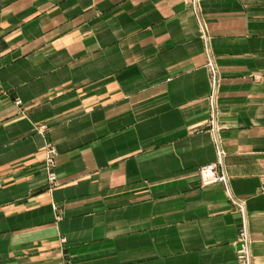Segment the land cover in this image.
Masks as SVG:
<instances>
[{
  "label": "crops",
  "instance_id": "0c3cea01",
  "mask_svg": "<svg viewBox=\"0 0 264 264\" xmlns=\"http://www.w3.org/2000/svg\"><path fill=\"white\" fill-rule=\"evenodd\" d=\"M242 225L264 264V0H0V264H239Z\"/></svg>",
  "mask_w": 264,
  "mask_h": 264
},
{
  "label": "built area",
  "instance_id": "2783aa9c",
  "mask_svg": "<svg viewBox=\"0 0 264 264\" xmlns=\"http://www.w3.org/2000/svg\"><path fill=\"white\" fill-rule=\"evenodd\" d=\"M192 3L197 0H189ZM55 149L53 146H47L45 150V163L48 170V180L51 184H56V174L53 168V158ZM220 157L211 163L203 164L198 168V175L202 184L225 183L226 176L220 171ZM249 237L245 225H242L237 235L236 259L239 264H253L249 248Z\"/></svg>",
  "mask_w": 264,
  "mask_h": 264
}]
</instances>
